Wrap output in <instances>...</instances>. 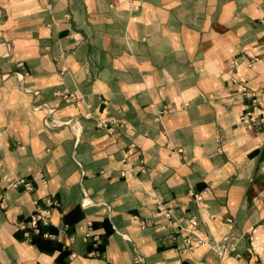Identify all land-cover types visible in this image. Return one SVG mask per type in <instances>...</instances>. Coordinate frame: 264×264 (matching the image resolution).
Listing matches in <instances>:
<instances>
[{
  "label": "crops",
  "instance_id": "0c3cea01",
  "mask_svg": "<svg viewBox=\"0 0 264 264\" xmlns=\"http://www.w3.org/2000/svg\"><path fill=\"white\" fill-rule=\"evenodd\" d=\"M263 227L264 0H0V264H263Z\"/></svg>",
  "mask_w": 264,
  "mask_h": 264
},
{
  "label": "built area",
  "instance_id": "2783aa9c",
  "mask_svg": "<svg viewBox=\"0 0 264 264\" xmlns=\"http://www.w3.org/2000/svg\"><path fill=\"white\" fill-rule=\"evenodd\" d=\"M65 101L67 102H76L79 100L77 95L73 92H64L61 94ZM242 119L244 121H254L256 119V115H254L251 112L246 113L242 116ZM51 126H57L62 124L61 121H58L56 119H50L48 122ZM15 184L23 182V179L15 180L12 179ZM27 187L30 186L29 183L26 184ZM56 203V202H54ZM52 204V202L50 203ZM51 210L50 209H44L41 207H37L36 211L31 216V225L32 227L39 232V223H43L44 225H48L51 222ZM167 214H170V211L167 212ZM198 221L196 218L192 217L189 219V229L190 231H194L197 228ZM91 234L88 233L87 236H90ZM230 239L229 235L225 236L223 238V243L218 247L219 255L221 258H224L229 253V245L228 240ZM250 247L253 253H255L261 260V262L264 264V227L259 232H252L250 234Z\"/></svg>",
  "mask_w": 264,
  "mask_h": 264
}]
</instances>
